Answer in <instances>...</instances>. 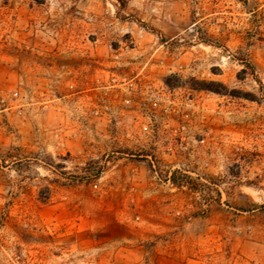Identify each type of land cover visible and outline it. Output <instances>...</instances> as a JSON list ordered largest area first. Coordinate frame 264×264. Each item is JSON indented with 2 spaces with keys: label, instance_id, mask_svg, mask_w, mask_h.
Masks as SVG:
<instances>
[{
  "label": "rangeland",
  "instance_id": "374dc122",
  "mask_svg": "<svg viewBox=\"0 0 264 264\" xmlns=\"http://www.w3.org/2000/svg\"><path fill=\"white\" fill-rule=\"evenodd\" d=\"M0 264H264V0H0Z\"/></svg>",
  "mask_w": 264,
  "mask_h": 264
},
{
  "label": "trees",
  "instance_id": "16d2710c",
  "mask_svg": "<svg viewBox=\"0 0 264 264\" xmlns=\"http://www.w3.org/2000/svg\"><path fill=\"white\" fill-rule=\"evenodd\" d=\"M121 1L124 2V0H121ZM250 68H251V72L253 73V72H254L253 67L250 66ZM101 171H102L101 168H99L95 173H93V174L91 175V178L86 179V180L89 181L90 179H93V178L98 177V176L100 175Z\"/></svg>",
  "mask_w": 264,
  "mask_h": 264
}]
</instances>
